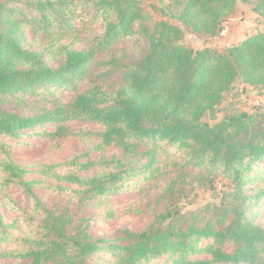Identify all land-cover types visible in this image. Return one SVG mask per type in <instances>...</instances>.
<instances>
[{"label":"trees","instance_id":"trees-1","mask_svg":"<svg viewBox=\"0 0 264 264\" xmlns=\"http://www.w3.org/2000/svg\"><path fill=\"white\" fill-rule=\"evenodd\" d=\"M237 1L170 0L181 28L135 0H0V194L16 214L0 217L1 263L264 264V104L203 121L236 80L264 87V30L222 50L181 43L185 30L217 37ZM240 2L264 19V0ZM79 122L98 129L74 132ZM25 137L90 146L29 169L13 158ZM190 175L214 191L226 180L219 203L189 215L153 208L140 232L90 235L83 213L131 179L147 182L139 195H165ZM45 188L67 207L43 201Z\"/></svg>","mask_w":264,"mask_h":264},{"label":"rangeland","instance_id":"rangeland-1","mask_svg":"<svg viewBox=\"0 0 264 264\" xmlns=\"http://www.w3.org/2000/svg\"><path fill=\"white\" fill-rule=\"evenodd\" d=\"M144 8L155 21H168L176 23L167 14L166 7L170 0H135ZM252 6L245 5L240 0L237 1L235 13L222 25V29L215 38L192 33L185 30V35L181 43L184 46L201 49L206 46L217 47L219 50L228 46L242 42L248 36H255L258 31L257 24L250 11ZM250 10V11H249ZM255 14V13H254ZM260 18V17H259ZM262 19V18H261ZM258 104H256L257 102ZM264 104V87H251L236 80L228 92L223 95L220 104L215 108L213 114H206L203 121L213 126L223 119L240 113L253 114L255 108ZM258 105V106H257ZM74 132L96 131L98 128L93 124L74 123L71 125ZM90 144H85L77 138H71L61 142L56 146L53 143L40 142L37 139L25 137L15 141L13 145V158L19 165L33 169L34 166L42 164H56L64 162L75 154L85 153ZM133 178L125 185L124 190L103 201L95 208H88L83 213L85 224L89 222L88 231L94 238L109 237L124 230L140 232L153 221L151 214L153 208L157 211L163 208L177 209L184 215L201 211L206 205L218 204L220 192L225 190L226 180L217 178L213 183L214 190L210 189V184L199 182L192 175L186 180H179L173 186L171 193L162 195L161 186L154 190L150 196L140 194L147 182ZM36 194L49 206L56 210H63L69 204V200L64 194H58L53 188L38 189ZM8 195L13 201L23 208L27 207L26 198L16 189H10ZM75 210L74 207H72ZM109 211L108 213H106ZM108 218L107 220H105ZM0 217L11 220L16 214L3 204L0 194ZM257 222L264 224V205L257 217ZM195 259V258H194ZM0 264H6L1 263Z\"/></svg>","mask_w":264,"mask_h":264},{"label":"crops","instance_id":"crops-1","mask_svg":"<svg viewBox=\"0 0 264 264\" xmlns=\"http://www.w3.org/2000/svg\"><path fill=\"white\" fill-rule=\"evenodd\" d=\"M250 11V10H249ZM250 13L254 16V17H256V20L254 21L256 24H257V27H258V31H260V32H262L263 30H264V19H261V18H259L256 14H254L252 11H250ZM239 41V40H238ZM237 41V42H238ZM236 42V43H237ZM236 43H234V45L236 44Z\"/></svg>","mask_w":264,"mask_h":264},{"label":"built area","instance_id":"built-area-1","mask_svg":"<svg viewBox=\"0 0 264 264\" xmlns=\"http://www.w3.org/2000/svg\"><path fill=\"white\" fill-rule=\"evenodd\" d=\"M256 102H257V101H256ZM258 103H259V102H257L256 104H258ZM258 105H259V104H258ZM258 105H257V106H258Z\"/></svg>","mask_w":264,"mask_h":264}]
</instances>
